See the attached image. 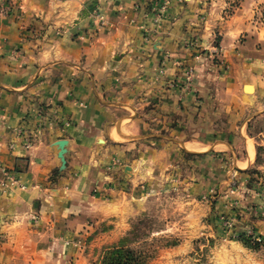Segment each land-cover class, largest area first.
Returning <instances> with one entry per match:
<instances>
[{
    "label": "crops",
    "instance_id": "crops-1",
    "mask_svg": "<svg viewBox=\"0 0 264 264\" xmlns=\"http://www.w3.org/2000/svg\"><path fill=\"white\" fill-rule=\"evenodd\" d=\"M92 1L109 22L97 33L88 16ZM167 1L164 22L154 30L147 11L158 0H13V15H0V160L18 176L19 183L29 188L22 193L16 189L9 192L15 200H23V208L26 201L38 197L44 205L43 197L47 199L51 191L56 194L51 196L54 209L61 207L57 201L62 199L66 205L61 211L72 212L69 206L74 198L85 200L79 202V211H84L94 187L98 191L95 198L102 201L105 210L114 207L115 201L119 208L123 206V196L126 200L140 199L132 196V191L136 192L140 179L151 177L153 167L165 154L162 147H141L139 120L148 103L141 94L143 90L159 94L165 86L164 98L157 99L155 94L156 110L161 111L156 119H169L177 103L184 105L177 101L178 89L169 90L165 84L177 68L174 60L182 59L191 66V58L196 56L194 48L181 45L184 39L197 40L205 55H212V49L220 50L215 55L231 67L227 78L239 80L238 75L244 72L253 76L256 83L242 84H250L252 92L245 94L242 90L240 95L251 99L257 109L264 106L258 100L264 95V22L254 17V7L264 8V0H240L229 15L223 10L234 0ZM58 30L62 31L59 35ZM148 35L150 39L145 41ZM128 78L134 79V94L125 90ZM248 121L250 118L239 133L244 154L234 153L238 169L251 166L256 159L255 145L245 132ZM167 135L186 151L205 149L200 139H185L183 130ZM25 138L31 140L28 148L24 147ZM60 139L66 140L64 161L58 156ZM215 144L229 150L228 144ZM22 164L25 167L18 170ZM123 166L132 167V174L125 173ZM54 169L62 175L46 187ZM124 183L129 184L130 193L124 191ZM2 196L0 192L3 206ZM7 199L6 207L13 206L11 196ZM136 204L127 209L134 213L139 206ZM48 209L45 204V215L51 214H47ZM9 214L1 211L4 219L0 222ZM12 223L5 220L4 224L8 227ZM18 228L23 234L19 242L23 250L29 229ZM14 230H6L9 238L0 245V264L16 263L14 257L2 258L11 256L16 247L10 242L18 232ZM37 244L38 249L46 248L44 240ZM19 255L28 259L24 253Z\"/></svg>",
    "mask_w": 264,
    "mask_h": 264
},
{
    "label": "rangeland",
    "instance_id": "rangeland-1",
    "mask_svg": "<svg viewBox=\"0 0 264 264\" xmlns=\"http://www.w3.org/2000/svg\"><path fill=\"white\" fill-rule=\"evenodd\" d=\"M166 1L158 0L148 8L147 19L154 25L153 30L164 22ZM239 1L234 0L231 6L226 4L223 13L229 15ZM14 8L13 0H0V15L12 16ZM254 8L255 21L264 22V8L260 5ZM88 10L94 33L109 25L108 18L96 8L94 1L88 5ZM61 32L58 30L57 35ZM144 39L149 40L150 35ZM181 45L194 48L196 56L191 58V66L182 59L174 60L177 68L165 84L169 90L178 89L177 101L185 102L184 105H179L175 99L177 110L170 112L169 119H156L154 116L161 111L156 110L155 94L157 99L164 98L165 86L159 94L148 90L141 94L148 102L142 110L145 115L139 120L141 147H162L165 154L153 167L151 177L140 179L136 192L132 191L131 195L140 199L126 200L123 196V206L119 208L115 201L116 207L105 210L102 201L95 198L98 191L94 187L95 190L90 191L88 208L79 211V202L85 200L73 198L69 206L73 211L68 214L61 211V207L65 210L66 200L59 199L61 207L54 209L53 192L48 191L49 196L43 197V203L49 208L47 214H51L45 215L40 197L26 201V208H23V200H15L9 194L14 189L22 193L29 188L19 183L18 176L1 162L5 171L0 168V192L5 201L3 206L0 204V212L5 210L9 214L11 211L5 220L13 223L5 227V220L0 222V245L9 238L7 229L18 231L10 240L11 245L15 243L16 246L13 253L2 258L14 257V264L26 261L32 264H101L109 251L122 247L133 254L137 264H264V106L257 109L251 99L240 95L242 90L250 94L253 89L248 91L244 86L256 80L246 72L238 75L239 80L227 78L231 67L227 63L223 65V58L215 55L220 54L218 49H212V55L211 52L205 55L197 40L188 38ZM218 64L223 65L222 68L215 67ZM134 83L133 78L124 81L127 93L134 94ZM258 100L264 104V95ZM247 118L250 121L246 122L245 132L255 149L260 146L259 158L251 166L238 169L234 159L235 155L244 154V141L239 133ZM172 130H183L185 139H200L205 149L186 151L173 144L169 140L172 135H167L172 134ZM218 142L228 144L229 150L215 144ZM22 166L25 167L19 165L18 170H22ZM123 170L127 174L133 172L130 166L126 169L123 166ZM61 175L54 169L46 187H51ZM128 187L129 184L124 183L126 193L131 192ZM9 196L13 206L6 207ZM133 203L139 205L134 213L127 209L130 204L133 207ZM14 212L17 214L12 216ZM3 217L0 215V219ZM20 226L29 229L23 250L19 247L23 235ZM41 240L46 248L38 249L37 243ZM21 253L28 259H22Z\"/></svg>",
    "mask_w": 264,
    "mask_h": 264
},
{
    "label": "trees",
    "instance_id": "trees-1",
    "mask_svg": "<svg viewBox=\"0 0 264 264\" xmlns=\"http://www.w3.org/2000/svg\"><path fill=\"white\" fill-rule=\"evenodd\" d=\"M259 149L260 146H257L255 162H257L259 158ZM132 255L133 254L130 253V251L125 250L122 247L114 248L104 256L101 264H137L138 260L133 258Z\"/></svg>",
    "mask_w": 264,
    "mask_h": 264
},
{
    "label": "water",
    "instance_id": "water-1",
    "mask_svg": "<svg viewBox=\"0 0 264 264\" xmlns=\"http://www.w3.org/2000/svg\"><path fill=\"white\" fill-rule=\"evenodd\" d=\"M248 86H249V85L246 84V85L244 86V89L247 90L246 88H247ZM65 143H66V140H65V139H60V140H58V145L60 146V151H59L58 156L60 157V159H61L62 161H64V158H63V151H64V145H65ZM127 167H129V166H125V169H126Z\"/></svg>",
    "mask_w": 264,
    "mask_h": 264
},
{
    "label": "built area",
    "instance_id": "built-area-1",
    "mask_svg": "<svg viewBox=\"0 0 264 264\" xmlns=\"http://www.w3.org/2000/svg\"><path fill=\"white\" fill-rule=\"evenodd\" d=\"M100 15H101V14H99V13L96 14V16H97L98 18L102 19V16H100ZM104 22H106V21L103 20V23H104ZM30 145H31V140H30V138H25V139H24V147H25V148H28ZM0 168L3 169V170L5 171V168L2 166L1 161H0ZM22 187H24V186H22Z\"/></svg>",
    "mask_w": 264,
    "mask_h": 264
},
{
    "label": "bare ground",
    "instance_id": "bare-ground-1",
    "mask_svg": "<svg viewBox=\"0 0 264 264\" xmlns=\"http://www.w3.org/2000/svg\"><path fill=\"white\" fill-rule=\"evenodd\" d=\"M247 85H249L246 89L249 91H251L252 90V86L250 85V84H247Z\"/></svg>",
    "mask_w": 264,
    "mask_h": 264
}]
</instances>
